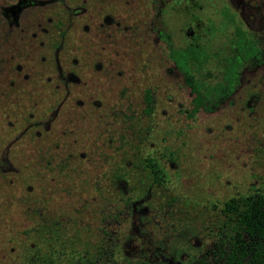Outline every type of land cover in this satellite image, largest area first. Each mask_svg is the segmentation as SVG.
I'll use <instances>...</instances> for the list:
<instances>
[{"label": "rangeland", "instance_id": "rangeland-1", "mask_svg": "<svg viewBox=\"0 0 264 264\" xmlns=\"http://www.w3.org/2000/svg\"><path fill=\"white\" fill-rule=\"evenodd\" d=\"M158 1L0 0V264H25L53 229L95 255L106 228L111 264H198L225 231L223 204L264 194V66L246 64L230 99L193 114L172 57L188 13L162 25ZM222 3L264 52V0ZM127 197L121 224L104 226Z\"/></svg>", "mask_w": 264, "mask_h": 264}, {"label": "trees", "instance_id": "trees-1", "mask_svg": "<svg viewBox=\"0 0 264 264\" xmlns=\"http://www.w3.org/2000/svg\"><path fill=\"white\" fill-rule=\"evenodd\" d=\"M173 58L195 94L193 114L199 112L200 109L213 111L222 101L231 96L233 91L226 89L224 83L219 82L214 87H207L203 79L193 80L190 78L192 72L188 60ZM145 101L147 104L145 113L151 116L154 112L152 90L146 91ZM146 163L154 183L159 186L163 185L165 178L157 159L150 157ZM123 201L124 207L114 208L111 202L107 208L103 209L101 218L104 226L121 224V220L130 212L132 204L131 197ZM221 213L225 217L223 224L225 231H223L222 238L198 264H264V194L256 192L231 198L223 204ZM48 226L47 221L42 222L36 233ZM104 232L108 234L105 245L99 247L95 255L89 256L79 254L73 247L63 244L65 239L59 237L53 229V234L47 235V240L40 239L37 247L29 252L25 264H61V261L68 264H111L114 261V255L118 252L115 248H111V244L115 245L118 239H110L107 228ZM59 243L63 245V248L58 251L54 246Z\"/></svg>", "mask_w": 264, "mask_h": 264}, {"label": "flooded vegetation", "instance_id": "flooded-vegetation-1", "mask_svg": "<svg viewBox=\"0 0 264 264\" xmlns=\"http://www.w3.org/2000/svg\"><path fill=\"white\" fill-rule=\"evenodd\" d=\"M54 1L62 3L64 0ZM158 3L156 18L162 25L165 18L169 20L181 11L188 13L187 25L182 29L187 47L174 49L172 57L188 60L193 80L203 79L207 87L224 83L226 89L233 91L228 100L241 84L246 64L264 66V52L258 42L241 27L236 15L222 0H159ZM13 11L6 9V18L13 19ZM213 62H217L221 70L217 80L210 78L213 73L207 69Z\"/></svg>", "mask_w": 264, "mask_h": 264}]
</instances>
